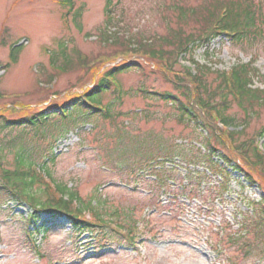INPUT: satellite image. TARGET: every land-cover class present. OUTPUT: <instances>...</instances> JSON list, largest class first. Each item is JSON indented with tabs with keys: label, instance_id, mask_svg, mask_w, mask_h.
Listing matches in <instances>:
<instances>
[{
	"label": "rangeland",
	"instance_id": "rangeland-1",
	"mask_svg": "<svg viewBox=\"0 0 264 264\" xmlns=\"http://www.w3.org/2000/svg\"><path fill=\"white\" fill-rule=\"evenodd\" d=\"M117 1L110 7L107 0H0V169L27 170L31 162L36 168L44 163L51 173L48 181L66 185L85 204L97 199L102 218L122 223L128 232L136 226L135 220L149 215L141 223L145 232L138 235V252L124 236L107 230L109 249L95 254L92 246L85 247L86 235L76 240L78 233L66 217L52 220L46 215L48 230L38 240V252L27 235L31 229L27 216L33 208L27 203L4 204L0 196V264H264V223L248 206V199L264 194V185L251 186L236 171L230 193L222 192L218 176L208 178L201 193L194 188L185 191L188 198L179 190L187 182L186 168L207 171L202 145L211 134L197 125L178 123L174 106L151 92H169L183 99L181 85L169 68L183 72L184 66L192 64L176 55L170 60L173 45H164L167 57L161 63L158 56L128 52L123 43L100 36L107 7L115 15L113 31L120 32L121 40L166 37L171 28L197 34L209 21L200 17L182 28L172 5L198 6L214 0ZM68 11L70 21L65 22ZM76 11L81 12L77 21L81 29ZM210 45L211 56L198 48L191 59L222 71L255 58V67L263 73L256 86L264 88V40L231 45L217 38ZM13 47H18L15 62L9 57ZM64 56L71 61L66 69ZM125 62L138 66L118 75L121 96L113 89L101 95L113 111L112 118L77 111L67 118L46 119L44 127L3 124L5 119L17 121L68 104L92 87L104 68ZM205 80L213 87L220 82L215 73ZM229 111L238 119L232 130L240 132L231 137L234 146L253 139L264 126V108L253 116L236 105ZM224 137L227 140L226 133ZM212 140L216 141L214 136ZM259 143L264 147V138ZM161 153L173 156L177 165L172 174L176 180L167 187L153 183L151 175L142 177L133 171L144 159ZM241 160L245 170L252 172ZM39 181L35 192L44 187V181Z\"/></svg>",
	"mask_w": 264,
	"mask_h": 264
},
{
	"label": "trees",
	"instance_id": "trees-1",
	"mask_svg": "<svg viewBox=\"0 0 264 264\" xmlns=\"http://www.w3.org/2000/svg\"><path fill=\"white\" fill-rule=\"evenodd\" d=\"M113 3L114 0H108V6L111 7ZM118 3L119 0L117 1V4ZM172 7V10L176 12L177 22L182 28L184 25L190 24V22H197L200 17L209 21V23L206 28L202 29L197 34H186L183 33V29L176 30L171 28L166 37L158 36L156 38L152 36L140 38L138 36H133L121 40L120 32L113 31V22L116 23L114 21L115 15L111 8L107 7L106 9L109 15L105 19L106 27L102 29V35L100 34L102 37L101 39L115 44L123 43L125 50L131 53L139 52L152 55L153 57L158 56L160 57L161 63L163 59L167 57L165 56L166 51L163 50L166 44L175 47L172 58L168 56L170 60L173 59L175 55L176 57L182 56L187 58L196 51L197 48L201 47H205L206 54L211 56L210 44L215 39L222 38L220 34L221 31L235 33L234 37L227 36V38L222 39L223 44L229 42L231 45L236 43L245 45L246 43L254 44L259 40H264V3H256L251 0H214V2L209 1V3L198 6L174 3ZM223 7L228 10L225 17L220 19L219 12H221ZM80 16L81 12L76 11V23H78L77 21ZM116 21H119L118 17ZM217 22L221 28L220 30L212 26L213 23ZM78 28L81 29L79 23ZM161 39H166L167 42H163ZM120 40L121 42H116ZM61 48V55H63L65 53V46L62 45ZM12 57L14 61H17L18 47L13 48ZM64 59L65 65L62 66V68L71 62L67 56H64ZM175 62L178 63L177 60ZM192 62L197 68L195 74L185 66V71L183 72H176L174 69L169 68L175 75L177 82L181 85L183 99L169 92H151L161 100L167 101L174 106L178 123L186 126L197 125L201 130H208L210 131L208 134H211V136L206 139V144L202 145L204 148L203 163L207 171H199L198 168H186L187 173L185 176L187 182L186 184L183 183L181 187L179 186V190L185 192L194 188L199 192L204 184H206L208 178L211 179V177L218 176V184L221 183L220 188L222 192L230 193L233 189L231 186L232 181L235 180L232 173L236 171L242 173L245 181L248 182L249 185H257L259 188L262 187L261 185H264V155L257 151L254 140H247L239 146H230L224 137L223 129H220L219 126L216 125L214 118L210 115L211 110H216L218 118L223 124L236 127L238 125V119L229 111L233 105L242 108L249 116H253L259 108H264V88L256 86V81L260 80L263 73H260V69L258 70V68L255 67V58H253V60L251 59L249 62L239 61L236 63L232 69L230 83L227 82L228 79L224 71L214 70L209 64H200L193 60ZM137 66V63L128 62L114 66L99 77L92 87L88 88L83 94L73 98L68 104L62 105L57 109L51 108L48 110V113H35L30 117L21 118L17 121L5 119L3 120V124L7 127H44L46 119L54 118L57 115L67 118V116L76 114L77 111H80L79 115L100 117L102 114L97 104L102 103V93L111 89L116 93L118 90L115 86V82L118 81V75ZM169 66L171 67L173 64L171 63ZM210 73H215L217 78L220 79L216 87H213L211 83L205 80L207 74ZM193 80L196 82H193ZM194 83H197V85ZM118 99H120V97ZM69 108L72 109L71 112L68 111ZM113 115V111L108 108V112L104 117L110 119ZM237 129L232 135H234V133H240ZM262 130L261 134L258 133L260 136L264 134V126ZM213 136L216 140L214 142L212 140ZM219 145L221 147H219ZM249 151L252 153L251 155ZM238 156L244 163L248 164L247 166L251 168L252 172H247L245 170L243 164L239 162L241 159ZM168 163L171 167L167 166ZM175 164L173 156L161 153L157 158L144 159L140 166L134 168L133 171H135V174L139 173V176L142 177L151 175L154 179L152 180L153 183L156 181L162 187H167L170 180H176L172 176L174 171L177 170V165ZM49 174L51 175L50 172ZM39 180L42 179L35 174L31 175L28 169H0V196L5 198L4 204L12 203L15 205L27 203L33 208V212L27 216V221L28 225L32 227L34 231L32 232L33 235L35 234L33 236L34 238L38 239L40 235L41 237L43 235V240L46 236L48 230L47 224L49 221L41 222L44 214L52 220L66 217L76 232L79 234H91V237L88 238L90 242L86 244V246H92L94 252H100L101 249H109L110 245L106 242L107 236L109 235L107 230L94 228L90 223L80 219L78 214L73 213L70 209L69 202H71V200L69 202L63 199L55 201V198L50 193L46 184H44L43 188H39V190L35 192L33 187L36 183L41 184ZM57 186L59 192L69 195V199H73V197L78 198V195L70 188H67L66 185L58 183ZM185 195L188 198V192H185ZM248 200L250 202L248 206L257 212L256 214H260V220L264 223V194L258 199ZM91 203V200H89V204L87 205H91ZM100 209L98 208L97 210L99 212V217L103 215ZM36 247L39 248L38 245Z\"/></svg>",
	"mask_w": 264,
	"mask_h": 264
}]
</instances>
